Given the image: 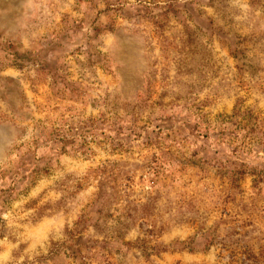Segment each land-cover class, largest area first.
Instances as JSON below:
<instances>
[{
	"label": "rangeland",
	"instance_id": "obj_1",
	"mask_svg": "<svg viewBox=\"0 0 264 264\" xmlns=\"http://www.w3.org/2000/svg\"><path fill=\"white\" fill-rule=\"evenodd\" d=\"M0 264H264V0H0Z\"/></svg>",
	"mask_w": 264,
	"mask_h": 264
},
{
	"label": "trees",
	"instance_id": "obj_2",
	"mask_svg": "<svg viewBox=\"0 0 264 264\" xmlns=\"http://www.w3.org/2000/svg\"><path fill=\"white\" fill-rule=\"evenodd\" d=\"M254 114L245 110L244 112L237 109L230 116H217L216 123L210 128L208 125H203L201 121H198L194 127V131L197 133H209L212 130V134L219 138H224L232 142H240V149L238 154L246 155L249 150L254 149L253 147L247 151L241 149V146L245 145V137H260L259 129L256 127L257 123ZM238 147V148H239ZM245 167L243 163L241 169Z\"/></svg>",
	"mask_w": 264,
	"mask_h": 264
}]
</instances>
